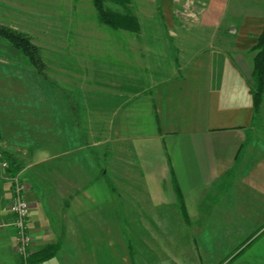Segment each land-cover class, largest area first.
Masks as SVG:
<instances>
[{
  "label": "crops",
  "instance_id": "crops-1",
  "mask_svg": "<svg viewBox=\"0 0 264 264\" xmlns=\"http://www.w3.org/2000/svg\"><path fill=\"white\" fill-rule=\"evenodd\" d=\"M242 1L159 0L162 24L148 27L131 5L139 31L93 44L108 53L96 71L110 87L62 92V121L45 124L44 145L32 107L25 120L22 107L5 109L0 264H264V95L255 114L252 79L264 12ZM87 143L108 146L121 169L87 180ZM13 175L32 206L29 251L56 247L45 260L16 251Z\"/></svg>",
  "mask_w": 264,
  "mask_h": 264
},
{
  "label": "rangeland",
  "instance_id": "rangeland-1",
  "mask_svg": "<svg viewBox=\"0 0 264 264\" xmlns=\"http://www.w3.org/2000/svg\"><path fill=\"white\" fill-rule=\"evenodd\" d=\"M158 1H140L144 4L142 11L138 10L140 2H130V7L133 5L134 10L139 12V19L144 27L162 24L161 19L159 22ZM242 5L247 10L260 9L264 12V0H243ZM105 6L120 10L112 2H106ZM184 10L188 9L178 8V11L186 14ZM97 21V13L89 0H0V25L27 36L39 50L43 66L42 71H37L19 50L0 39V121H5L8 117L5 109L10 112L17 111L15 106L24 109L18 111L22 112V119L25 120V115L31 111L29 107H32V119L39 125L38 145H44L47 143L45 124L51 120L62 121V92L110 87L108 73L104 76L96 71L101 69V65L96 61L105 58L108 53L100 47L94 49L93 44L100 46L101 42L114 40L115 36L112 34H121L102 25L98 26ZM125 34L122 33L124 36ZM85 43L89 47L81 49V45ZM104 48L109 52L105 44ZM53 93L57 97L54 99L57 102V110L51 108ZM9 105L10 108H5ZM109 151L108 146H99L96 149L87 143V180L93 178L94 173L91 171L94 168V171L106 169L109 173L114 168L121 169L120 164L123 163L110 160ZM99 153H104L100 155V160L97 159ZM110 180L119 189L126 187V180L115 177V174L110 175ZM257 227L247 228L245 235H241V238L244 236L241 240L231 243V246L236 245L231 247L230 252L238 246L239 250L243 249L244 240ZM205 260L199 258L198 264ZM214 260H220L217 264H224L229 258Z\"/></svg>",
  "mask_w": 264,
  "mask_h": 264
},
{
  "label": "trees",
  "instance_id": "trees-1",
  "mask_svg": "<svg viewBox=\"0 0 264 264\" xmlns=\"http://www.w3.org/2000/svg\"><path fill=\"white\" fill-rule=\"evenodd\" d=\"M106 2H112L120 10L116 11L105 6ZM92 6L97 13L98 22L112 30L122 29L125 31L137 33L139 24L136 15L130 7V0H91ZM0 39L8 42L13 48L19 50L38 71H42V62L39 57V50L30 42L29 38L19 32L0 25ZM255 52L253 59L252 79L254 82L253 108L256 114L259 109L260 101L264 95V27L260 33L256 44L252 48ZM1 154V152H0ZM8 161L7 165L13 166L14 163L4 155ZM56 247L49 246L46 249L31 253L27 261H42L51 257Z\"/></svg>",
  "mask_w": 264,
  "mask_h": 264
},
{
  "label": "built area",
  "instance_id": "built-area-1",
  "mask_svg": "<svg viewBox=\"0 0 264 264\" xmlns=\"http://www.w3.org/2000/svg\"><path fill=\"white\" fill-rule=\"evenodd\" d=\"M2 166L7 167L6 163ZM25 186L19 179L18 175L11 176V200L8 206L9 213L12 216V226L16 230L17 247L16 251L26 262L29 254V247L32 238L28 233L27 220L30 217L32 206L24 198Z\"/></svg>",
  "mask_w": 264,
  "mask_h": 264
}]
</instances>
